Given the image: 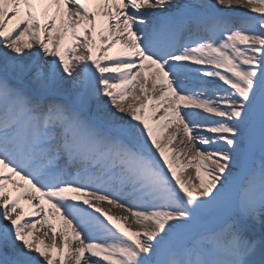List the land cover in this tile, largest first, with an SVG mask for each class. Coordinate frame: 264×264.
<instances>
[{
    "label": "snow or ice",
    "instance_id": "6c2138e0",
    "mask_svg": "<svg viewBox=\"0 0 264 264\" xmlns=\"http://www.w3.org/2000/svg\"><path fill=\"white\" fill-rule=\"evenodd\" d=\"M58 262L264 264V0H0V264Z\"/></svg>",
    "mask_w": 264,
    "mask_h": 264
},
{
    "label": "bare ground",
    "instance_id": "6f19581e",
    "mask_svg": "<svg viewBox=\"0 0 264 264\" xmlns=\"http://www.w3.org/2000/svg\"><path fill=\"white\" fill-rule=\"evenodd\" d=\"M9 27H11V25H9ZM98 40H100L99 34H98ZM66 42H67V43H71L70 40H68V41H66ZM100 42H102V41H100ZM121 48H122V45H121V44H118V45H117V50H119V49H121ZM34 50H35V45H34L33 51H34ZM80 50H81V52L83 53V50H82V49H80ZM77 54H81V53H80L79 51H77ZM146 71L150 72L151 69H146ZM110 75H118V74L113 73V74H110ZM135 94H137V95L140 94V89H139V86H138V85H137V88H136V92H135ZM131 100H132V96L129 95L128 98H127L126 103H127V102H130ZM162 115H163V110L159 111V112L155 115L154 118H150V119L148 120L149 124H152L153 126H155L156 122L160 119V117H161ZM174 128H175V125H174L172 128H169V129H167L166 131H163L162 133H160V139H161V143H162V144H166V143H167L168 137H169V135L174 131ZM167 131H169V132H167ZM180 138H181V137H178L177 141H175L171 147H177V145L179 144V139H180ZM197 147H199V145H197ZM185 152H187V149H185ZM169 155L171 156V153H169ZM188 155H191V154L189 153ZM188 155H181V156H180V160H181L182 163H185V164H186V163L188 162ZM182 175H184L185 177L191 176V177L193 178V181H194V182L199 183V179L195 176V168H194V167H193V168H186L185 171H184V173H182ZM15 179L20 180L19 177H16ZM20 183L23 184L24 181H20ZM8 191H12L13 196H15V195L17 194V191H16L15 189H13L11 185H9V189H8ZM38 203H39V200L32 201V204H33V205L38 204ZM45 203L47 204V200H45ZM21 206L25 209V211L32 210L31 207H30V205H29V203H28V199H27V197H25L24 199L21 200ZM102 206H103V205H102ZM35 211L38 212L39 209L37 208V209H35ZM92 211H94V210H92ZM120 211H121V210H119V209H113V212H114V213H118V212H120ZM97 215H99V214H97ZM40 217H41V218L43 217V213H40ZM26 219L29 220V221H31L33 218H31V217H26ZM118 223H120L123 227H128L129 224H130V226H131L133 229H136V228L140 227L139 225H136L134 222H132L131 217H130L129 224H126L124 221H118ZM57 224L59 225V220H58V219H57ZM46 231H48L47 226H45L44 228H41L40 225L38 224V225H37V231L35 232V235H36L37 237H39V238L44 239L46 243L51 244V243H52V236H51V234H49L48 236H45L44 233H45ZM56 243H57V246H58V247H59V246H62V241H61V239H60L59 237H57V239H56ZM73 246L75 247L76 245H73ZM85 256L87 257L88 254L86 253ZM58 264H59V262H58ZM82 264H83V262H82Z\"/></svg>",
    "mask_w": 264,
    "mask_h": 264
}]
</instances>
